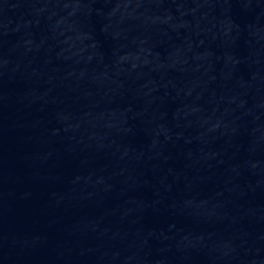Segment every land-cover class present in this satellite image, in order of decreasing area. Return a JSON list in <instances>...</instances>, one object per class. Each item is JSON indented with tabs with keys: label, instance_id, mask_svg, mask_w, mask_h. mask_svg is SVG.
<instances>
[{
	"label": "water",
	"instance_id": "95a60500",
	"mask_svg": "<svg viewBox=\"0 0 264 264\" xmlns=\"http://www.w3.org/2000/svg\"><path fill=\"white\" fill-rule=\"evenodd\" d=\"M0 264H264V0H0Z\"/></svg>",
	"mask_w": 264,
	"mask_h": 264
}]
</instances>
